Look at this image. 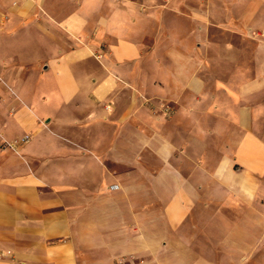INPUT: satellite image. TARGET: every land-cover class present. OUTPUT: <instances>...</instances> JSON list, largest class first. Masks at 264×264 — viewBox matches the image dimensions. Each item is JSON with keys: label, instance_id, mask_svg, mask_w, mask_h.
Listing matches in <instances>:
<instances>
[{"label": "crops", "instance_id": "0c3cea01", "mask_svg": "<svg viewBox=\"0 0 264 264\" xmlns=\"http://www.w3.org/2000/svg\"><path fill=\"white\" fill-rule=\"evenodd\" d=\"M215 2L3 7L0 264H264V75L243 87L245 115L215 111L210 134L199 120L187 135L185 102L168 119L147 103L169 91L155 83L171 78L165 33Z\"/></svg>", "mask_w": 264, "mask_h": 264}, {"label": "rangeland", "instance_id": "374dc122", "mask_svg": "<svg viewBox=\"0 0 264 264\" xmlns=\"http://www.w3.org/2000/svg\"><path fill=\"white\" fill-rule=\"evenodd\" d=\"M17 1L0 0L2 21L11 17L3 7ZM221 2H215L211 12L179 16L180 31L166 32L158 47L159 56H171L164 65L171 78L167 75L155 80V86L161 89L162 84L169 91L165 96L149 98L147 103L154 115L168 119L176 106L185 102L187 135L197 132L199 120L206 122L208 134L214 133L215 111L225 116L232 109L244 116L243 87L264 75V9L231 10L217 4ZM246 13V20H242ZM139 70L162 72L157 68L148 70L146 66ZM176 74L183 75L182 79L176 80ZM252 96L253 107L264 100L260 94ZM208 140L210 148H216L215 135Z\"/></svg>", "mask_w": 264, "mask_h": 264}, {"label": "built area", "instance_id": "2783aa9c", "mask_svg": "<svg viewBox=\"0 0 264 264\" xmlns=\"http://www.w3.org/2000/svg\"><path fill=\"white\" fill-rule=\"evenodd\" d=\"M29 139H30L29 136H25L21 141H22L23 143H25V142L29 141ZM112 187H117V186H116V185H113Z\"/></svg>", "mask_w": 264, "mask_h": 264}]
</instances>
